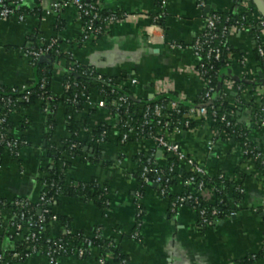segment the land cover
Segmentation results:
<instances>
[{"label": "crops", "instance_id": "obj_1", "mask_svg": "<svg viewBox=\"0 0 264 264\" xmlns=\"http://www.w3.org/2000/svg\"><path fill=\"white\" fill-rule=\"evenodd\" d=\"M158 3L159 0H105V9L123 12L129 18L113 25L106 36L80 45L81 25L73 8L59 17L52 14L43 20V12L32 0H27L28 9L37 11L29 15L25 23L0 21V84L6 88H22L36 80L33 67L23 53L27 40L35 37L36 43H41L58 38L63 54L72 56L77 63L92 66L101 75L126 78L125 86L129 84L127 87L138 100H154L159 90L166 87L179 98L193 103L203 94L205 83L195 73L197 59L191 46L201 34L206 16L251 14L250 20L264 19L254 4L249 6L246 2L236 6L234 0H167L159 30L152 28V16L159 15L161 10ZM58 19L63 24L60 29ZM250 20L245 29L231 33L226 41L236 52L228 60L231 78L256 85L255 93L239 87L235 90L234 82L227 79L225 82L230 88L224 100L230 108L237 109L238 122L252 128L254 111L264 97V66L253 53L255 43ZM258 34L260 44L264 45V30L259 29ZM64 78L63 69H58L52 82L54 95L64 92ZM130 79H135L137 85H130ZM101 99L99 92H90V101L77 115L78 120L87 118L90 126L79 138L86 142L92 130L99 126H111L112 131L106 136V143L96 144L98 150L92 148L91 153L89 147L85 148L87 156L96 159L95 163L85 161V156L71 159L66 178L67 182L98 180L109 190V208L103 210L94 203L61 196L51 209L49 207L52 213L67 219L74 234L82 232L92 237L99 232L117 243L129 258V264H264L262 260L245 262L264 249V172L256 161L245 159L235 141L220 134L205 119L197 120L194 130L169 137L211 175L222 174L244 190L243 202L232 208L236 215L228 216L223 223L203 232H196L195 212L185 207L173 213L169 200L159 197L154 188L145 189L138 198L140 202H136L141 188L136 178L139 166L135 160L139 145L120 144L116 120L104 109L97 108ZM1 115L0 108V118ZM56 120L53 142L60 144L70 138L64 109H59ZM10 124L14 138H23L26 144L19 152V160H13L7 152L2 155L0 200L11 203L16 198H29L36 202L43 191L41 180L51 165L49 160H43L46 117L42 103L39 101L14 112ZM250 140L255 144L264 140V125L259 131H252ZM155 159L157 165H164V156L157 155ZM181 191L182 188L177 187L174 194ZM139 204L143 208L139 217L140 238L133 239L140 216ZM2 213L9 222L11 209L5 206ZM54 228L53 235L59 236L62 228L57 225ZM17 241L11 238L10 231L0 230V252L3 254L14 253ZM17 264L49 263L45 258L32 256ZM58 264L102 263L95 249L85 259L61 258ZM107 264H113L112 259Z\"/></svg>", "mask_w": 264, "mask_h": 264}, {"label": "trees", "instance_id": "obj_2", "mask_svg": "<svg viewBox=\"0 0 264 264\" xmlns=\"http://www.w3.org/2000/svg\"><path fill=\"white\" fill-rule=\"evenodd\" d=\"M97 0H92L91 2H96ZM167 0H159L158 7L161 8L160 14L157 16H152L153 24H156L160 27L163 25L164 21V4ZM244 0H234L235 5H239ZM105 0H103V4ZM37 11L27 9L25 13L27 15L35 14ZM100 14L102 15V19L95 23V27H103L105 20L112 16H118L119 19H122L123 12L120 11H110L108 9H101ZM220 18V23L217 25L216 30L213 32L215 35H218V38L215 39L211 47L219 48L222 51V56L220 59L214 58V56L210 57L208 55V51L204 50L199 58H198V66L196 70L203 76V81L205 83V88L203 94L197 101L193 103H189L186 100L179 99V96L174 91H170L164 94H161L158 98L152 100H138L136 99L132 93L130 92L127 86H122L126 83V78H117L113 76L101 75L96 72V69L92 66H85L80 63H77L72 56L63 54L60 48V39L55 38L56 42L52 46V48L47 52V56L49 59L47 61L40 62L36 61L32 67L36 76V80L30 82L28 85V89L31 94L29 96L28 102L18 103L17 99H22V91L20 88H6L0 84L1 92H0V108L1 113L5 117V123L0 125V136L4 135L5 142L0 143V165L2 164V155L7 152L8 155L13 160H19V152L25 145V140L23 138L17 140L10 132V116L18 111L19 109H27L31 105L36 102L42 103V112L46 117V125H45V148L46 154L43 156V160L47 159L51 162V165L46 169V174L42 178L41 182L43 184V191L39 199L34 202H25L22 198H16L11 203L0 200V207L7 206L11 210L14 208V202H20L25 204L17 209V213H26L31 211V215L33 216V220H37L39 217L38 211L40 209H48L52 207V204L58 201L61 196H67L72 198H78L84 202L94 203L98 207L103 210H107L109 206L107 202L109 201V194H105L104 188L105 185H100L98 180L92 179L87 182H67V171L71 166V159H76L80 156H85V161L95 163L96 159L87 156L85 153V148L89 147V149H97L96 144L100 142H107L106 136H108L109 132L112 131L111 126H99L92 130L91 135L87 138L86 142L80 140L79 135L83 131H87L89 129V121L88 119H77V115H79L83 111V107L85 105V101L83 100V95L90 94L92 91L99 92L104 98L108 99V111L113 118H117L118 125L117 128L119 130V142L122 139L124 134H128L129 143H135L139 139H141L144 135L153 132L157 126V121L161 120L156 117L155 114L150 116V119L153 120V124H146L145 120L142 116H140V108L142 106L151 110L155 106H163L166 107L170 102H176L178 104V109L174 111H166L165 116L167 117V122L172 125V128H178L183 132H189L194 130L197 127V120L191 119L188 115V111L191 107H204L207 110V118L213 119L214 114L216 113V118L220 120L222 117L226 118V122L220 123L216 125V128L220 131L225 132V134L229 137L230 140L234 139L235 144L241 149V152H247L245 159L251 160L255 159L258 167L264 172V161L258 158V150L254 142L250 140V135L252 131H259L262 128V123L264 122V113L255 112L252 117L253 127L249 128L246 125H243L238 122L237 117V109H232L228 106L226 101L222 98V87L227 79L234 82L235 86L240 87L242 89H249L252 93H255L256 85H250L243 81L231 78L230 67L228 65L229 58L231 56H235L236 52L233 48H231L227 41L226 37L222 35V32L225 29L236 25L246 24L247 18H251V14H244L243 16H234L232 14H214ZM59 17V16H58ZM84 20L88 21L89 17H84ZM61 20L58 19L57 24L58 29L62 28ZM251 23V37L255 43L254 45V55L256 60L264 66V59L260 57L258 53V47L260 45L259 42V34H258V24L254 19L250 20ZM108 34V33H107ZM106 34V35H107ZM102 35L97 36V39H100ZM199 35L197 38H200ZM80 45L81 37L79 38ZM50 45V42L44 43H36L35 37L27 40V45L24 47L25 51L29 50H39L46 49L47 46ZM63 63L64 65H61ZM75 63V66L72 64ZM204 65V70L201 69V66ZM58 69H63L65 73L64 84H69L70 89L64 91L61 95H54L52 92V82L55 76V73ZM101 76V79L99 77ZM41 85H44V89H41ZM209 88H214V93L212 94L211 100L204 98V95L208 92ZM120 98H123L124 101H119ZM41 99H45L41 101ZM115 101L117 104L115 106L111 105V103ZM10 102V106L8 103ZM262 104L264 106V97L262 100ZM64 109L65 111V120H66V128L70 133V138L68 140L62 141L60 144H56L53 142V136L57 127L56 117L58 115L59 109ZM132 115L133 121L130 127H124L125 120L124 117L126 115ZM166 122L165 119L162 120V123ZM187 122H189V126L186 127ZM230 123L231 126H226V123ZM28 124V122H26ZM28 126V125H27ZM2 128V129H1ZM172 128H169L168 133L172 132ZM131 130V132H129ZM16 141L19 144L17 148L13 150H9L7 148L8 142ZM164 159H166V166L158 168L156 159L153 158L151 160V168L156 171H163L166 174H169L168 169L171 165H176L177 162L175 159L168 157V155H164ZM136 162L140 163L138 167V172L136 174V178L138 182H141L140 175L144 163L146 162L142 156L135 157ZM222 175V174H221ZM152 176V175H151ZM193 176L192 174H185L182 178V182L186 180L188 177ZM239 178H242L240 173H237ZM169 178L172 179L171 183H176L177 185L181 183L178 179V175L174 173L169 174ZM198 181H203L205 183L209 182L212 186H218L222 189L216 192L214 196V204H210L204 201L201 197H195L192 202H190L189 207L194 209L196 212H200L201 210H205L209 216L214 209H217L219 212L218 218L220 220H224L228 217L229 212L233 207L240 205L244 200V195L240 193L238 186L236 187L232 182H230L224 175L220 180L218 176H215L211 179L208 178H198ZM140 195L145 192V189H151L152 187L147 185L140 186ZM107 188V187H106ZM155 192H159V189H155ZM140 196V197H141ZM41 197H45V200L49 202L48 204H40ZM139 197V198H140ZM164 198L168 199L171 204L176 200L175 195H172L168 189L167 195ZM140 200V199H139ZM137 203L138 201L137 198ZM139 213L143 211L142 206L138 205ZM264 213V210H262ZM55 214L50 212L46 214L47 219L50 220ZM142 214L137 217L135 232L139 231L140 227V218ZM140 217V218H139ZM27 218L29 216L27 215ZM59 223L57 226L61 228L69 229V221L62 217L57 216ZM17 220V219H16ZM264 220V217H263ZM55 226H49L47 232L43 235H39V240L36 242V246L39 250L46 251L48 247H52L54 243H60L68 252L67 256H63V258L72 257L71 253L74 250L78 249H88L87 240L93 244V247L99 251V259H106L107 263H109L108 256L112 257L113 264H129L130 260L127 256H125L117 243H114L111 240L104 238L101 233L94 234L92 237H87L84 233L79 232L76 235H68L64 236L62 241H58L56 238L59 236L53 235V229ZM50 240L51 243L48 244L47 241ZM33 243H25L17 241L15 244L14 253L4 254V261L8 264H17L23 262L28 258V248H30ZM14 254L18 256L16 258L13 257ZM264 256V249L259 254L250 256L245 262H254L257 260H262Z\"/></svg>", "mask_w": 264, "mask_h": 264}, {"label": "built area", "instance_id": "obj_3", "mask_svg": "<svg viewBox=\"0 0 264 264\" xmlns=\"http://www.w3.org/2000/svg\"><path fill=\"white\" fill-rule=\"evenodd\" d=\"M92 0H32V2L35 4V7L38 8V10L42 11L44 14L43 20H46V18L50 15H56L57 17L64 12L65 10L73 8L76 11V18L77 21L81 25V42L82 44H85L90 41H96L97 36L102 35V37L106 36V34L109 32L111 27L115 24H121L125 22L129 16L127 14H123L122 19H119L118 16L112 15L108 17L103 27H95V23L100 21L102 19V15L100 14V10L104 8L103 0H97L96 2H91ZM247 3L249 6L250 4H254V6L261 12V7L264 8V3L260 0V3L255 2V0H244L241 3ZM166 3V2H165ZM240 3V4H241ZM165 5V4H164ZM28 9L27 7V0H0V21L5 22L9 20H15L16 22L22 24L25 23L28 16L25 11ZM33 11V10H32ZM84 17H89V20H84ZM250 18L246 20V24L249 22ZM204 28L201 32V37L197 38L194 43L191 46V49L195 55V58L197 59V66H198V58L200 54L204 51H208V55L210 57L214 56L216 59H220L222 56V51L219 48L211 47L212 42L218 38V35H215L213 32L216 30L217 25L220 23V18L214 14H209L206 16ZM258 24L259 29L262 31L264 30V19H259L256 21ZM246 24L243 25H236L233 27H230L228 29H225L222 32V35L224 37H228L231 33L240 31L246 28ZM153 29L159 28L160 26L154 24L152 26ZM101 37V38H102ZM44 42H50V45L47 46L46 49H39V50H29L25 51L24 54L26 58L29 60L30 64L33 65L36 61L41 60L45 56H47V52L52 48L54 43L56 42L55 39L50 41L43 40L41 43ZM178 48V47H177ZM179 48H181L179 46ZM258 53L260 57L264 59V45L260 44L258 47ZM72 66H75V63L72 64ZM196 66V68H197ZM195 73L200 76L203 79V76L196 70ZM205 66L202 65L201 69L204 70ZM97 72V71H96ZM98 73V72H97ZM99 74V73H98ZM101 79V76L99 77ZM130 85H137V81L135 79H130ZM226 83V85H225ZM222 87V98L225 99V92L227 91L229 86L227 87V82H225ZM129 85V84H128ZM126 84V86H128ZM159 85H162L161 83ZM122 86H125L123 84ZM163 87V86H160ZM235 90L237 89V86H234ZM44 85H41V89H44ZM240 88V87H239ZM238 88V89H239ZM22 91L23 98L17 99L18 103L22 102H28L29 96L31 94L30 90L27 86H24L20 88ZM70 89L69 84H64V91H67ZM159 89V88H158ZM241 89V88H240ZM172 90L163 87V89L157 94L156 98H158L161 94L170 92ZM1 92V88H0ZM214 93V88H209L208 92L204 95V98L211 100L212 94ZM101 95V94H100ZM102 99L98 103L97 108L98 109H104L106 112L108 111V99L104 98L101 95ZM83 100L85 103L90 101V94L83 95ZM154 98V99H156ZM181 99V98H179ZM45 99H41L43 101ZM119 101H124L123 98H120ZM117 103L113 101L111 105L115 106ZM8 106H10V102L8 103ZM178 109V104L176 102H170L166 107L163 106H155L152 110L150 108L145 109L143 106L140 108V116L143 117L146 124H153V120L150 119V116L152 114H155L156 117H158L159 121H157V126L153 132L148 133L144 135L141 139L136 141L135 143H129L128 134H124L122 139L120 140V144L122 146H126L129 144H137L139 145V150L136 153V156H142L143 159H145L144 166L141 171L140 179L141 182L139 183L140 186H150L156 185L155 189H159V192H157V195L159 197H163L167 195L168 189L172 195H175L176 200L171 204V210L173 213L180 212L183 208L189 207L190 202L195 199V197H201L204 201L214 204L215 199L214 196L218 190L220 191L221 187H214L209 182L205 183L203 181H198V178H208L211 179L215 176H218V178L221 180L223 178V175L216 174L211 175L209 171L198 164L192 156H190L188 153H186L178 143L172 142L170 140V136L173 135H179L182 134L183 131H181L178 128H172V125L167 122V117L165 116L166 111H174ZM20 110V109H19ZM254 112L264 113V106L261 103L259 104L258 108ZM110 114V113H109ZM188 115L191 119L200 120L205 119L211 122L214 127L216 128L217 124L226 122V118L222 117L220 120L216 118V113L214 114L213 119L207 118V110L204 107H191L188 111ZM115 120L117 118H114ZM165 119L166 122L162 123V120ZM125 124L124 127H130L133 121L132 115H126L124 117ZM5 117L4 115H1L0 118V125L4 124ZM117 124L119 123L118 120L116 121ZM264 125V122L262 123ZM189 126V122H187L186 127ZM226 126H231L230 123H226ZM169 128H172V132L168 133ZM2 129V128H1ZM217 129V128H216ZM217 131L220 134H224L226 137H228L225 132L220 131L217 129ZM131 132V130H129ZM187 133V132H186ZM5 142L4 135L0 136V143ZM26 144V142H25ZM149 144L151 147H149ZM21 143L19 144L16 141L8 142L7 148L11 151L14 148H17ZM256 148L258 150V158L262 159L264 161V140H261L257 142ZM146 146V147H145ZM212 148V144L209 146ZM146 150H142L145 149ZM19 155V154H18ZM157 155H168V157L175 159L177 162L176 165H171L168 169L169 174L174 173L178 175V179L181 181L180 184L171 183L172 179L169 178V174H166L165 172L156 171L151 168V160L155 158ZM243 155H247V152H243ZM245 157V156H244ZM151 159V160H150ZM255 160V159H251ZM165 163L164 165H157L158 168L162 167H168L166 166V159H164ZM256 161V160H255ZM138 166L140 163H138ZM1 169V165H0ZM185 174H192L193 176L188 177L184 182H182V178ZM152 175V176H151ZM231 182V181H230ZM177 187H181L182 191L178 194H174V189ZM240 193L243 194L244 190L242 187H239ZM105 194H109V190L105 187L104 189ZM141 195L140 193L137 194V198H139ZM25 202H30L31 199L29 198H22ZM48 204L45 200V197H41L40 204ZM13 209L11 210L12 217L9 222L5 220L3 217V208L0 207V230L4 231L5 229L10 231L11 238H14L15 240L25 242V243H33V245L28 248V258L32 256H40L42 258H45L49 264H58L60 259L63 258V256H67L68 252L60 243H54L52 247H48L46 251L39 250L36 246V242L39 240V235H43L47 232L49 226H55L59 223V220L56 215L50 218V220L47 219L46 214L50 212V209H40L38 211L39 217L37 220H33V216L31 215V211H28L27 214L17 213V209L21 206L25 205L20 202H14ZM107 205H110V202H107ZM190 208V207H189ZM191 209V208H190ZM193 212H195L197 216V221L194 226V231L196 232H203L205 229L213 227L219 223H223L226 219L220 220L218 218L219 212L217 209H214L211 212V215L207 214L205 210H201L200 212H196L194 209ZM141 213V212H140ZM139 213V214H140ZM30 214V215H29ZM27 215L29 218H27ZM236 215L235 211H230L228 216H234ZM17 219V220H16ZM99 233V232H98ZM68 235H76L74 234L70 229L68 228H62V232L60 233V236L56 238L58 241H62L64 236ZM140 234L138 232L134 233L133 239H139ZM48 244L51 243L50 240L47 241ZM87 246L88 249H78L74 250L71 253L72 257H75L77 259H85L91 255V252L95 250L93 247V244L87 240ZM18 255L14 254L13 257L16 258ZM113 260L112 257L108 256V260ZM99 261L102 264H107V260L104 258H100ZM262 261H264V256L262 258ZM0 264H8L4 261V254L0 252Z\"/></svg>", "mask_w": 264, "mask_h": 264}, {"label": "water", "instance_id": "obj_4", "mask_svg": "<svg viewBox=\"0 0 264 264\" xmlns=\"http://www.w3.org/2000/svg\"><path fill=\"white\" fill-rule=\"evenodd\" d=\"M255 2L260 3V0H255ZM207 12H208V10L206 11V14H207ZM261 12H262L263 15H264V8H262V7H261ZM48 59H49V57H44V58L41 59L40 62L47 61ZM261 76H262V75H261ZM234 79H235V78H234ZM231 142H234V139H232ZM90 152L92 153L93 150L90 149ZM152 188H156V185H153Z\"/></svg>", "mask_w": 264, "mask_h": 264}]
</instances>
